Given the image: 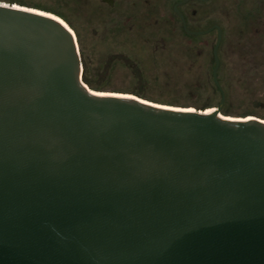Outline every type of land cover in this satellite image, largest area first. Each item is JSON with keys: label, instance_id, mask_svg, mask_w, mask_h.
Instances as JSON below:
<instances>
[{"label": "water", "instance_id": "obj_1", "mask_svg": "<svg viewBox=\"0 0 264 264\" xmlns=\"http://www.w3.org/2000/svg\"><path fill=\"white\" fill-rule=\"evenodd\" d=\"M83 69L65 21L0 2V264H264V118Z\"/></svg>", "mask_w": 264, "mask_h": 264}, {"label": "rangeland", "instance_id": "obj_2", "mask_svg": "<svg viewBox=\"0 0 264 264\" xmlns=\"http://www.w3.org/2000/svg\"><path fill=\"white\" fill-rule=\"evenodd\" d=\"M54 13L74 32L83 75L105 91L126 92L181 107L215 110L222 92L213 79V48L187 35L166 4L111 9L99 0H0ZM150 3H152L150 1ZM206 39H209L208 37ZM219 80L229 90L221 112L264 118V80L251 77L240 56ZM229 77H228V75ZM91 85V84H90Z\"/></svg>", "mask_w": 264, "mask_h": 264}, {"label": "flooded vegetation", "instance_id": "obj_3", "mask_svg": "<svg viewBox=\"0 0 264 264\" xmlns=\"http://www.w3.org/2000/svg\"><path fill=\"white\" fill-rule=\"evenodd\" d=\"M99 1L111 9H122L136 4V0ZM156 1L159 0H144L153 6L156 5ZM161 1L166 4L170 13L176 16L187 35L205 38L202 40L203 45L213 48L214 67L216 65L214 50L217 48L218 81L224 78V65L234 62L237 56L249 64L251 77L264 80V0ZM188 30L200 33H190ZM207 37L209 39H206ZM212 74L214 79V68ZM217 90L229 89L220 83ZM262 105L264 106V103Z\"/></svg>", "mask_w": 264, "mask_h": 264}, {"label": "trees", "instance_id": "obj_4", "mask_svg": "<svg viewBox=\"0 0 264 264\" xmlns=\"http://www.w3.org/2000/svg\"><path fill=\"white\" fill-rule=\"evenodd\" d=\"M84 79H85L89 84H91L92 87H94V88H96V89H103V88H101L100 86L94 84V83L91 81V79H89V77H88L87 74L84 75ZM215 87L217 88L216 84H215Z\"/></svg>", "mask_w": 264, "mask_h": 264}, {"label": "bare ground", "instance_id": "obj_5", "mask_svg": "<svg viewBox=\"0 0 264 264\" xmlns=\"http://www.w3.org/2000/svg\"><path fill=\"white\" fill-rule=\"evenodd\" d=\"M6 4V3H5ZM39 11H41V10H39ZM45 12V11H44ZM48 13H50V12H48ZM51 14H53V15H56V14H54V13H51ZM56 16H58V15H56ZM59 17V16H58ZM60 18V17H59ZM62 21H64L62 18H60ZM66 23V22H65ZM209 111H212V110H209Z\"/></svg>", "mask_w": 264, "mask_h": 264}]
</instances>
